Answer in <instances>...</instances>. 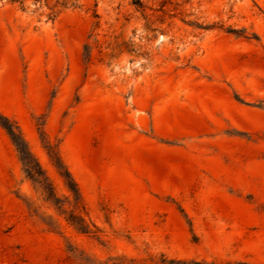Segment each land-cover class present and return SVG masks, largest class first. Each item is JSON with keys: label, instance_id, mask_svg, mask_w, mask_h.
I'll list each match as a JSON object with an SVG mask.
<instances>
[{"label": "rangeland", "instance_id": "374dc122", "mask_svg": "<svg viewBox=\"0 0 264 264\" xmlns=\"http://www.w3.org/2000/svg\"><path fill=\"white\" fill-rule=\"evenodd\" d=\"M141 2L0 0V264H264V0Z\"/></svg>", "mask_w": 264, "mask_h": 264}, {"label": "trees", "instance_id": "16d2710c", "mask_svg": "<svg viewBox=\"0 0 264 264\" xmlns=\"http://www.w3.org/2000/svg\"><path fill=\"white\" fill-rule=\"evenodd\" d=\"M133 4L137 7L142 6L141 0H133ZM0 126L6 131L11 142L16 148V151L19 154L20 160L24 167V171L29 179H31L34 183H36L44 194L45 200L49 202L53 207H55L58 211L61 210L63 203L59 201V198L55 195L54 189L51 184L47 181L43 171L41 170L37 160L30 153L28 146L25 140L22 137L21 131L17 124L10 120L7 117H3L0 119ZM48 154L59 173L60 177L63 179L64 184L70 193L74 206H78L80 201V194L77 188L75 181L73 180L71 174L68 169L62 163L57 151L54 149L52 145H47ZM65 210L63 209V212ZM62 212V210H61ZM66 220L72 224L77 230L81 232H95L96 230H91L89 225L86 223L83 216L79 213H74V210L70 211ZM146 260H136L135 258H126V257H109L105 264H254L246 261H236V262H204V261H190L186 262L181 259L176 258H168L164 254H160L157 259H149Z\"/></svg>", "mask_w": 264, "mask_h": 264}]
</instances>
